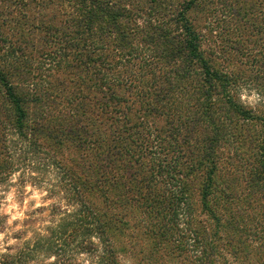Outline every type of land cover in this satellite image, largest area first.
I'll list each match as a JSON object with an SVG mask.
<instances>
[{
	"label": "trees",
	"instance_id": "16d2710c",
	"mask_svg": "<svg viewBox=\"0 0 264 264\" xmlns=\"http://www.w3.org/2000/svg\"><path fill=\"white\" fill-rule=\"evenodd\" d=\"M22 6L23 37L0 23V183L43 157L72 209L0 264H121L130 223L172 261L264 264V0Z\"/></svg>",
	"mask_w": 264,
	"mask_h": 264
},
{
	"label": "rangeland",
	"instance_id": "374dc122",
	"mask_svg": "<svg viewBox=\"0 0 264 264\" xmlns=\"http://www.w3.org/2000/svg\"><path fill=\"white\" fill-rule=\"evenodd\" d=\"M26 1L28 0H0V23L6 21L9 26H17L15 34L22 37L27 33L26 26L23 25L26 19L18 14L27 12L22 6ZM0 31L6 35L3 29ZM35 61H38L37 57ZM239 92L245 104L258 103L259 96L250 85H242ZM24 162L17 165L6 181L0 183V260L4 259V255L12 254L17 248L25 246V243H32L37 234L48 235L51 227L66 221L62 212L72 209L70 205L65 207L66 194L57 188V172L53 168H47L45 158H40L33 167L30 161ZM128 189L125 187L121 191H114V194H130ZM129 225L117 237L121 249L118 255L121 264H182L181 259L172 261L166 257L167 247L161 240H166L167 237L159 228ZM153 235L156 237L153 238ZM46 254L39 252L40 260H33L32 264H48L56 259L51 254ZM227 257L231 259L230 256ZM78 259L79 264H97L94 253L78 254Z\"/></svg>",
	"mask_w": 264,
	"mask_h": 264
}]
</instances>
